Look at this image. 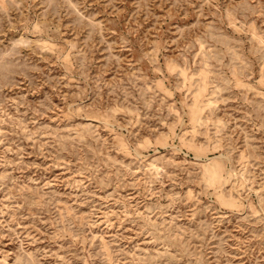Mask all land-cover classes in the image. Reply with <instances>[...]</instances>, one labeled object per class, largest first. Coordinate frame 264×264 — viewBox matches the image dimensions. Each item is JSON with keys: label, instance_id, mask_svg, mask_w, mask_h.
<instances>
[{"label": "rangeland", "instance_id": "374dc122", "mask_svg": "<svg viewBox=\"0 0 264 264\" xmlns=\"http://www.w3.org/2000/svg\"><path fill=\"white\" fill-rule=\"evenodd\" d=\"M0 264H264V0H0Z\"/></svg>", "mask_w": 264, "mask_h": 264}]
</instances>
